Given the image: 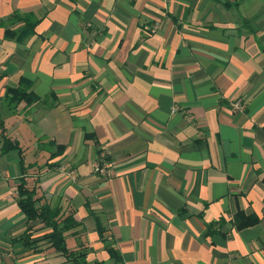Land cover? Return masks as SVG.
<instances>
[{"label": "crops", "instance_id": "0c3cea01", "mask_svg": "<svg viewBox=\"0 0 264 264\" xmlns=\"http://www.w3.org/2000/svg\"><path fill=\"white\" fill-rule=\"evenodd\" d=\"M16 13L34 34L6 36ZM23 80L41 101L10 111ZM0 116L39 195L76 212L87 233L67 246L86 241L89 263L264 264V0H0ZM20 177L0 151V264H69L19 240L42 227ZM239 212L259 222L239 230Z\"/></svg>", "mask_w": 264, "mask_h": 264}, {"label": "trees", "instance_id": "16d2710c", "mask_svg": "<svg viewBox=\"0 0 264 264\" xmlns=\"http://www.w3.org/2000/svg\"><path fill=\"white\" fill-rule=\"evenodd\" d=\"M13 20H21L24 22V26L16 31L7 30V37H14L16 39H24L31 36L35 32V27L38 20L33 17L32 14H14ZM26 83V84H25ZM30 83L26 80L22 81V86L17 89H8L4 101L8 102L9 110L14 111L19 105L25 103L26 106L38 103L41 99L30 92ZM57 151L54 152L49 160L57 157L59 153H62L63 147L56 146ZM0 151L2 154H7L12 151H16L20 156L21 177L17 186L18 193V205L27 218L28 224L40 222L42 226L39 230H36V225L28 226L25 233L20 237V241L23 242L25 247L35 253H41L44 251L52 250L58 255L65 258L69 264H91L88 262V243L81 238L86 235V230L83 227L82 222L76 219V212L71 205H53L51 201L39 195L38 183H30L28 181V171L31 169L30 165L25 164V152L26 148L20 145V142L16 139H12L7 134L4 122L0 116ZM259 222V218L256 215H246L244 212H239L235 216V226L237 229L242 230L256 225ZM98 227V232L101 241H104V228ZM210 230L213 228V224L209 225ZM44 231L41 236L34 237L38 231ZM81 237L80 243L75 250H70L67 246L68 236ZM108 252L111 256V260H114V264L121 262V257L115 250L108 248ZM92 264H105L104 262L95 261Z\"/></svg>", "mask_w": 264, "mask_h": 264}, {"label": "built area", "instance_id": "2783aa9c", "mask_svg": "<svg viewBox=\"0 0 264 264\" xmlns=\"http://www.w3.org/2000/svg\"><path fill=\"white\" fill-rule=\"evenodd\" d=\"M236 109H243L244 105L238 103L235 104ZM94 172L97 173L99 176L104 178H112L114 176V169H113V163L109 160L108 156L105 153H102L96 162V164L93 166ZM70 179L75 181L77 179V173L75 170L69 171Z\"/></svg>", "mask_w": 264, "mask_h": 264}, {"label": "rangeland", "instance_id": "374dc122", "mask_svg": "<svg viewBox=\"0 0 264 264\" xmlns=\"http://www.w3.org/2000/svg\"><path fill=\"white\" fill-rule=\"evenodd\" d=\"M44 150H42L40 153L44 154ZM42 162H45V157L40 159Z\"/></svg>", "mask_w": 264, "mask_h": 264}]
</instances>
